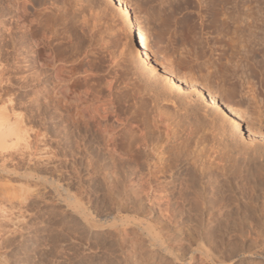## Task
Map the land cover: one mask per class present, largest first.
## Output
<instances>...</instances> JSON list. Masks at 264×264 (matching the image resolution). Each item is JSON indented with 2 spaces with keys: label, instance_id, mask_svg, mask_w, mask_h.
Wrapping results in <instances>:
<instances>
[{
  "label": "bare ground",
  "instance_id": "1",
  "mask_svg": "<svg viewBox=\"0 0 264 264\" xmlns=\"http://www.w3.org/2000/svg\"><path fill=\"white\" fill-rule=\"evenodd\" d=\"M55 1L56 0H0V94L3 93V94H7L6 96H8L7 99L5 98L6 100L0 99V101H2L3 103V106L2 107L0 106V156H2V158L1 157L0 158L4 160L3 162L1 161L2 164L0 166L1 167L0 172L3 171H4L3 173L9 172L8 168H10V167L7 168L6 165L7 162H5L7 161V159L9 161L10 157L6 159L7 156L4 154V157L6 156L4 158L2 153L3 152L5 153L7 150H9L12 146H14V144L18 143L19 140L22 139L21 141H23L26 139L24 134L25 131L27 132L28 129L24 127H25V120L29 118V117L27 118L26 116L29 115L30 118L33 120L29 122H33V123L35 122L36 125L42 126V128L43 126L46 127L48 129V131H46L47 134L50 135V137L56 143H61L66 147L67 149L66 152L68 157L104 158V159L130 158L129 159L130 161H128L130 162V165L128 163L130 167L127 165L128 167L126 169V171H128L129 169L128 174L122 175L120 173L121 178H119L120 175L116 173L118 174V176L116 177L117 179L119 178V180L116 179L115 180L119 181L117 182L119 183V185L117 184V187L120 186L119 189L115 188L116 181L114 180L115 181L114 188L117 191L115 190L116 191L115 192L114 189H113L114 192L111 189L110 190L113 192V195L114 193H122L120 192L123 190V187L121 188V186L122 183H125L122 177L123 176L127 177L128 175L129 178L127 177L128 178L127 180L129 182L127 183H129V187L127 185L128 197L126 198H128L130 206L137 211L141 209V212L143 210H145V212L146 210L151 211L156 207L161 214L160 218L158 216V219L157 218L154 219L153 217H150V213L152 211L151 212L149 211L150 213L149 212L147 213L149 217H147L146 216L147 214L143 212L144 213L143 216L145 217H143V220L137 219L139 222L134 221L133 220L134 218H132L133 221L129 220L128 216H124L125 218H119V216L117 218L116 217L111 218L114 219V221L115 219H117V222L119 220L122 224L124 223L123 224L124 226L125 224H129V226L130 224H133L137 229V232H139V234L143 235V237L145 238L146 244L142 240L144 242V244H142L143 246L142 248L140 245H137L138 242L136 246L132 244L134 248L133 249L131 248V250L134 251V254L136 253L139 255L141 253V249H143L142 251L146 250L145 255L150 256L149 258H151L152 255L160 254V255H164L165 259L166 257L169 258L172 263L175 262L179 264H193L194 262L196 263L195 260L197 258L199 264H208V263L209 264H264V230H263L264 219L261 220L260 215L257 214L258 213L257 211L260 210V206H263L264 209V141H262L261 146L259 145L256 146L255 144V141L257 140L255 138L256 131L253 128L249 127L248 126L249 124L245 125L244 124L245 119L242 117L243 115L242 114L240 115L239 114L240 112L237 113L232 108H230L228 104H226L222 100L223 97L220 98L219 94L216 93V91L212 89L211 86L209 87L207 83L199 82L195 78L192 79L191 76H185L180 72L178 73V71L173 66L163 65L164 63H162L159 60V58L156 55H154V53L152 52L149 46L150 44L148 45V42H146L147 40H145V36H143L142 33L139 31V28L137 26L138 21L135 20V17L133 15L134 14L133 10L129 7V4L127 2L128 0H110L109 4H106L107 10L109 9L108 11L110 15L111 13L113 14L112 17L114 16L116 17V19L120 18L119 22L121 23L119 25L121 26V28L119 27L118 28L121 29L120 34H122V37H124L126 41V43L124 41L123 46L128 50H133L132 52H134V55L138 56L141 59L144 65L148 67L147 69H149L150 73L151 72H153V74L160 73L158 74L159 78L161 76L164 80L163 82L164 84L161 83V85L157 87L155 94L154 93L152 94L153 98H151L150 96L151 94L149 96L147 95L148 93H146L147 91L145 92L144 86L138 85L139 87H136V89L133 90V94L131 93L130 99L132 98L131 96H134V99L135 98L141 99L143 100V102H141L137 107H135V109L132 112L133 114L131 116H129V113L128 116L125 115V111L126 110L129 111V108H132L130 106H134V104L131 105L126 104V102H128L126 101V99L128 98L124 100L123 99L124 96L121 97V94L118 93L117 95L114 92V86L116 83L114 82L115 80L113 81L112 75L111 78L106 79L107 74L106 75L100 74L102 80L101 83L104 82L105 87H104V93H101L102 89L100 91L98 89L99 92H97V90L96 91L93 90L95 88L92 85L91 87L93 89L90 88V86H88L89 84L87 85V82H90L88 81L87 76L88 74H90V72L93 73V71L90 70L91 67L90 69H88L89 67L86 68V65L89 66V62L86 61L88 63L86 64L81 58H79L80 59L79 61L77 60L78 58L77 59L75 58L73 59L74 62H72L71 58H73L72 55L74 54H72L73 52L71 51L72 52L70 54L71 58H69L68 53H70V51H67L70 50L72 47H70V49L64 47V49L59 50L58 48H54L52 46L51 41H52L53 33H51L48 29H46L47 27L45 25L43 26L41 25L42 23L40 21L41 18L39 17L40 18L39 19L38 16H40L39 14H42L41 12L50 9ZM66 1L67 0H62V2L66 4V5L64 4L65 8H67V10H70L69 12L70 15L72 16L71 18H74L76 14L83 12L84 9L80 10V8L76 7L78 6V3L81 2V0H72L69 2ZM198 1H202V0H198ZM234 1L235 0L233 1L203 0L202 3L200 2L201 7H203L204 10L203 17H206V21H207V22L202 21L203 24H200V26L202 27L201 29L202 30L206 29L207 31L210 29L211 32H215L217 35L220 34L226 35L227 33L230 32L229 34H232L235 37L234 39H232L233 37L231 36V39L229 40L231 41L236 40L237 41L235 43L236 45L237 43H240L239 41H241L242 37H244L245 40L244 44L248 43L245 45L249 47L248 53L250 54V56L249 55L248 56L251 59L257 61L259 65V69L262 70V72H264V49L261 50L259 49V46L256 47V45L259 44L258 39L260 38H257L258 32H256L259 28L258 27L259 25H255L256 24L255 22L258 19L255 15L254 10H252L255 7L253 6L254 8L252 9L250 8L249 13L246 11V13L248 14L244 17L239 12V9H237V4ZM236 1L237 3H239V0ZM231 2H234V5L232 4L233 8L231 7L232 10L227 12V6ZM94 5L96 4L87 3L85 7L87 8V10L92 12L94 19L93 23L88 24V21L84 19V17L82 16L81 20L78 22V25H75L76 30L83 33V35L90 40L95 39L96 33L99 31V28L103 26L102 25L103 22H101L100 20V17L102 16L99 15V11L98 12L93 11ZM247 10L249 11V9ZM171 11H172V6H171ZM170 12H167L169 14H166V16L172 13ZM105 14L108 13L105 12ZM105 14L103 17L106 18L107 15ZM249 17L252 20L250 21V23L248 21L247 24L248 28H247L245 19ZM202 19L203 18H201L200 20ZM77 20H75L73 23L74 24L77 23ZM179 21H180L179 24H181L180 25L181 29H183L184 32V35L182 36H184L185 39L189 38L190 40H192L194 36L191 38V34H193L196 31L195 22L197 20L195 21V18L187 16L186 18H183L182 21L179 19ZM252 22L254 23L253 26H252ZM251 26L253 27V29H251ZM193 35H195V33ZM101 37L99 38L100 40ZM127 44H129V47H126ZM233 46L235 45H232V47ZM240 48L237 49L240 50ZM76 49L74 47L72 48V50L74 51ZM80 51H78L77 49V52L75 53L76 54L84 53L83 51L82 52ZM248 53L246 52L245 54ZM259 57L262 58L259 60L258 59ZM11 62H13V64L16 65L14 67L15 69L13 70L16 71V74L18 75L17 77L18 78L17 83L19 86L18 88H20L23 93H29L32 95V98L30 101H28V104L22 107L24 108V110H26L27 106L31 108L30 109L31 113L30 114L28 113V115L26 116L23 115V113L22 114L15 113L13 109L15 106V101L11 96L14 95L9 90V85H10L9 77H7V75L5 76L4 73L5 70L7 71V69L4 68L5 66L7 67V65H9L13 67L12 65H10ZM252 64L254 65V63ZM128 81L126 82L125 86L130 85V84L128 85ZM234 83L237 84V82ZM118 86L119 84L117 85V87ZM173 89H179V91H182L184 98L186 97L191 99L193 95H196L197 100L205 102L206 107L213 109L214 111H216L217 114L220 115L219 117L221 118V121L218 124L219 125L218 129L220 131L218 130L217 133H219L221 139H223L227 145L229 144L233 145L235 142L234 139L235 140L239 139L242 141L243 146L238 147L239 148V149L237 148L238 152L236 151L237 153L240 154V157L238 158V156L236 155L237 158L233 159L232 164L229 161L230 163L229 168L226 167L225 165L226 162H224L226 161L225 160L226 158H229V153L228 155H225L227 153L224 154L221 153L218 149L215 150V148L218 145L216 147H214L215 145L212 146L213 153H217V155L214 157L215 159L211 161L209 160L208 162L206 161L207 163L205 164L202 162L203 164L200 167L196 165L195 162L188 160L187 157L182 156L183 154L179 155V153L177 152H176L177 154L175 153L176 155H173L174 154L173 152H172L173 154H171V151H173L176 148V146L175 148L173 146L172 149H170L171 151L169 152V154L173 155V156L170 155L171 158H174L173 160L171 159L172 160L171 162H166L165 160L166 163H160V161L158 162V159L156 160V158H162V159L165 158L163 157L165 153L162 155V153L164 152L162 151L163 148H161L163 144H161L162 142H159L160 139L158 138L159 136L155 135L156 133H158L161 129H164L165 137L169 139V141L175 142L177 140V139H173L174 135L170 134L171 133L170 131L174 129V126H171L173 116L164 113L165 111H162V108H160L161 106H159V102L161 103L163 102V100L169 101L171 104L176 103V98L172 94ZM130 90H132V88ZM113 92L116 95H114ZM144 98L149 99V102L153 104L150 105H152V108L155 109V114H153L154 112L151 113L152 110H149V112L153 114V115L150 114L152 116L151 120H149L148 117L149 114L145 112L146 108L144 106L145 105L144 101L146 99ZM29 108L27 110H29ZM178 109L180 108H178L177 106L176 109H174L173 111H177ZM128 111H126V113ZM146 113L148 115H146ZM194 114L196 115V112ZM187 123H189L188 125L189 130L185 129L186 136L196 135L198 131H200L199 129L202 130L205 129L203 126H202L203 128L200 127L201 124L200 125L198 124L199 126L195 127L193 126V124H191V122L187 121ZM205 125L207 126V124H204V126ZM206 130L208 131V128ZM193 137L195 138V136ZM11 154L9 153V156H12ZM169 154H167V157H169ZM198 156L199 154L196 155V157ZM233 156L235 157V155ZM140 158H141V162H140ZM258 158H263V160L257 161ZM12 162H14V160ZM120 169L123 170V166ZM116 170L118 171V169ZM228 170L230 171L229 173ZM21 173H23V171ZM139 173L141 175H139ZM17 174H18L17 176H19L20 178L21 177L26 178V176L30 177V174L28 173H27L28 175L25 173L20 174L22 176H20L19 173ZM23 175L25 177H23ZM120 180L121 182L122 181L124 182L120 183ZM59 187L60 186H58V188ZM28 188L30 187L28 186ZM125 189L127 190V188H125L124 185V190ZM124 190L122 194H124ZM69 193L70 191L68 192V195L65 198L66 200L69 199L68 201L70 204L73 201L75 202L76 200H74V197L72 196L73 201L71 202L69 198ZM116 195L118 196L120 194H115L114 196L116 197ZM114 196H112V198H115ZM117 198L119 199V197ZM56 199L57 198H55V200ZM124 199L122 200L125 201L126 199L125 200ZM77 202L78 201H76V203ZM129 203H125V204H129ZM78 204L81 205V203ZM119 204L117 205L119 206ZM74 208L76 211L75 206ZM81 209L83 208L80 207L78 209V211L80 210L79 211L80 214H81ZM115 209L116 211L113 210V212L115 211L114 212L115 214H119L121 211L125 212L126 210L125 207L124 208L118 207ZM263 209L261 207V210ZM83 211L85 212V210ZM130 211L132 210L130 209ZM262 213H264V210L262 211ZM261 215L264 216V214ZM83 218L86 219V216ZM94 222H92V224ZM108 223H111V221ZM159 223H168L167 226L169 224L176 226L178 228V232H177L178 234H176L174 238L173 236L170 237L169 235L164 234L161 228L158 226ZM162 225H164L163 227L165 228V224ZM120 229L122 230V228ZM117 234L118 233H116V235ZM121 237L122 236H120V238ZM175 237H177L178 240H175ZM181 241H183V243L185 242L184 245L180 244ZM143 242H139V244ZM203 242H212V244H210L209 246H205ZM146 245H147V249H145ZM135 247H138L139 250ZM128 250H130V248ZM128 250L126 251V253H128ZM123 252L124 253L120 259L123 260L122 261L123 263L121 264H136L137 260H139L136 256L135 257L137 259L134 256L131 257L128 256L125 253V251ZM143 255L144 254H142V256ZM145 255L143 256L144 258ZM140 256L138 257L141 258ZM144 258L142 259V261L145 260ZM32 260L33 258L31 256L23 252L22 254L19 253L18 255L15 256L9 255L2 257L0 262L1 264H34L35 261L33 262ZM147 260L148 262L149 260L152 261V259H148V258Z\"/></svg>",
  "mask_w": 264,
  "mask_h": 264
},
{
  "label": "rangeland",
  "instance_id": "2",
  "mask_svg": "<svg viewBox=\"0 0 264 264\" xmlns=\"http://www.w3.org/2000/svg\"><path fill=\"white\" fill-rule=\"evenodd\" d=\"M56 1L54 2V4L52 5L50 9H47L41 12L42 14H39L40 16H38V18L40 17L42 19L41 20L39 18L40 21L42 22L41 25L42 26L45 25L47 27L46 29H48L51 33H53L52 41H51L52 46L54 48H58L59 50L64 49V47L65 48L67 47L69 49L70 47L72 48L74 47L75 49L77 48L78 51L81 50L80 52L82 51L84 52L82 54H76L75 52H77V49L75 51L72 50V48L70 50L66 49L67 51H70V53H68L69 58H71L70 54L72 52H73L72 54H74L72 55L73 57L71 58L72 60L69 59L72 62H74L73 59L75 58L76 59L78 58L77 59L78 61L80 60L79 58H81L86 64H88L87 62H89V66L86 65V68L89 67L88 69H90L91 67L90 70H92L93 73L90 72L91 75L88 74L87 79L90 82H87V85L89 84L88 86H90V88H92L91 87L92 85L95 88V89L93 88L92 89L95 91L97 90V92H99L102 89L101 93H104L105 83L104 82L101 83L102 80H101L100 74H105V75L107 74L106 79L111 78L113 76V81L115 80L114 82L116 83L114 86V92L117 95L118 93L121 94V97L124 96L123 97L124 100L128 98L126 99V101H128L126 102V104H129V105L134 104V106H130L132 108H129V111L126 110L128 111L127 113L125 111V115L128 116V113H129V116H131L133 114L132 112L135 109V107H137L141 102H143V100L141 99L135 98L136 99L135 100L134 96H131L132 98L130 99V95L131 93L133 94V90L136 89V87H139L140 85H142L144 86L145 92L147 91L146 92L148 93L147 95L149 96L151 94L150 96L151 98H153L152 94L153 93L155 94L157 87H159L161 83L164 82L161 76L159 78L158 74L160 73L153 74V72H151L152 73L151 74L149 69H147L148 67L144 65L141 59L138 56L134 55V52H132L133 50H128L123 46L125 39L124 37H122V34H120L121 33L120 32L121 29H119L121 28V26L119 25L121 23L119 22L120 18L116 19V17L114 16L112 17L113 14L111 13L110 15L108 11L109 9L107 10L106 4H109L110 0L109 1L108 0H96V1L95 0H81V2H79L78 6L76 7L80 8V10L82 9L84 10L83 12L76 14L74 18H71L72 16L70 15V12H69L70 10H67V8H65L66 4L63 3L62 0H56ZM69 1H72V0H67L66 2H69ZM197 1L198 0H128L127 2L129 4V7L133 10V13H134L133 15L135 17V20L138 21L136 22L138 24L137 26L139 28V31L142 33L143 36H145V40H147L146 42H148V45L150 44L149 46L152 52L154 53V55H156L159 58V60L162 63H164L163 65L173 66L178 71V73L180 72L185 76H191L192 79L195 78L197 81L205 82L207 83L209 87L211 86L212 89H214L216 93L219 94L220 98L223 97L222 100L226 104H228L230 108H232L237 113L240 112L239 113L240 115L241 114L243 115L242 117L245 119L244 124L245 125L249 124L248 126L253 128L256 131V134H255L256 135L255 138L257 139V140L255 139L256 146L258 145L261 146L262 141H264V72H262V70L259 69V65L257 61L249 57L250 56V54L248 53L249 47L245 45L248 43L244 44L245 42L244 37H242L241 41H239L242 45L240 43H237L236 45L235 44L237 42L236 40L235 41L232 40L234 44L231 40H229L231 39V36L233 37L232 39H234L235 37L234 35L229 34L230 32L227 33L226 35H221V34L217 35L215 32H211L210 29L208 30L210 33L206 29H203V30L201 29L202 27L200 26V24H203V22H207V21H206V17H203L204 10L200 4V2L202 3L203 0L198 1V2ZM241 1L239 0V3H237V1L235 0L234 2H236L237 9H239V12L244 17L250 12V8L252 9L255 7L254 9H252L254 10L255 15L258 19L255 22L256 23L255 25H259L258 27L261 28V29L258 28V30L256 31L258 32L257 38H260L258 39L259 40L258 42L259 44L261 43L260 45L259 44L256 45V47L259 46V49L262 50L264 49L263 47L264 46V36H263L264 35V0H241ZM93 2L96 4L93 6V11L95 12L99 11V15L102 16L100 17V20L101 22H103L102 24L103 26L99 28V31L96 33L95 39L90 40L86 38L83 35V33L76 30L75 25H78V22L81 20L82 16L84 17V19L88 21V24L93 23L94 19H93L92 12L87 10V8H85L87 3L94 4ZM234 2H231L228 4L227 12L232 10L233 8L232 4L234 5ZM250 2H251V5H250ZM170 5L172 6V11L174 10L173 11L174 13L171 11ZM247 9H249V11ZM246 11L248 13H246ZM105 12L108 14H105ZM167 12L171 13L170 15H167L168 17L166 16V14H169ZM104 14L107 15L106 18L108 20L105 17H103ZM185 16L186 17L190 16V17L195 18V21L197 20L195 22V30H196L194 32L195 35H193L194 34L193 32H192L193 34H191V38L194 36L192 40H190L189 38L185 39L184 36H182L184 35V32H183V29H181V26H180L181 24H179L180 22L179 19L182 21L183 18H186ZM201 18L203 19L200 20ZM75 20H77V23L74 24L73 22ZM245 20H246L245 21L246 27L248 28V25H247L248 21L250 23L252 19L249 17V18H246ZM253 24L254 23L252 22V26ZM252 26H251V29H253ZM100 37H101V40L99 39ZM231 44L235 46L232 47ZM243 45H244V48H243ZM126 47H129V44H127ZM237 48H240V50ZM95 49H96V52H95ZM244 52L245 53L247 52L248 54H245ZM261 58L262 57H259L258 59L260 60ZM252 60L255 61L256 63L253 62ZM252 63H254V65ZM10 65H12L13 67L9 65H7V67L5 66L4 68H6L7 71L5 70L4 73H5V76L7 75V77H9V84H10L9 90L14 95V96H11L13 97V100L15 101V106L13 109L15 113H20V114L23 113V115L26 116L28 115V113L29 114L31 113L30 112L31 108L27 106L26 110H24V108L22 107L28 104V101L31 100L32 95L29 93H23L21 89L18 88L19 87L17 83L18 75L16 74V71L13 70L15 69L14 67L16 65H14L13 62H11ZM186 72L188 75L186 74ZM127 81H128V85L130 84L129 86H125ZM234 82H237V84ZM118 84L119 86L117 87ZM129 88L130 89L132 88V90H130ZM115 93L114 95H116ZM172 94L176 98L175 104H171L169 101L163 100V102L161 103L159 102V106H161L160 108H162V111H165L164 113H166L167 115L169 114L173 116L171 126H174V129L170 131L171 132L170 134L174 135L173 139H177V140L175 142L169 141V139L165 137L164 129H161L158 133H156L155 135L159 136L158 137L160 139L159 142H162L161 144H163L161 147L163 148V150L162 149L161 150L164 151L162 155L165 153L164 154L165 156L163 155V157L165 158L163 159L156 158V160L158 159V162L160 161V163L171 162L174 159V158H171V156L179 153V155L183 154L182 156L187 157L188 160L195 162V164L200 167L203 163L205 164L209 160L211 161L215 159L214 157L217 155V153H213L212 146L215 145L214 147H216L218 145L215 148V150L218 149L221 153H224V154L227 153L225 155H228L229 153V158H226V159L224 158L226 160L224 161L226 162L225 165L227 168H229L230 163L232 164L233 162V159L237 158L236 155L238 156V158L240 157V154L237 153L238 152L237 148L243 146L242 141L239 139H236V140L234 139L236 143L234 142L233 145L229 144L230 146L227 145L225 141L221 139V136L219 135V133H217L219 130L218 124L221 121V118L219 117L220 115L217 114L216 111H214L213 109L206 107L205 102L197 100L196 95L192 96V98L196 96L193 99L192 98L189 99L186 97L184 98L182 91H179V89H173ZM6 95L7 94L1 93L0 99L6 100L8 98V96ZM144 104L146 108L145 112H147L149 115L153 112H154L153 114H155V109L152 108L153 104L149 102V99H146L144 101ZM190 104L191 105L193 104V105L191 106ZM176 105L180 109H178L177 111H173L174 109H176L177 107ZM0 106L1 107L3 106L2 101H0ZM28 108L29 110H27ZM149 110H152L151 113L149 112ZM195 112L197 116L194 114ZM147 113L146 115H148ZM149 115H148L149 120H151L152 116L151 115L149 116ZM26 117L27 118L29 117L27 120H25V127H24L28 129L27 132L25 131V134H24L26 139L23 141H21L22 139L19 140L18 143L14 144V146L10 148L11 150L9 149L5 153L4 152L2 153L3 157H4V154L7 156V157L5 156L6 159L10 157L9 161L8 159L7 161H5L7 162V164L4 162L7 165V168L8 167L10 168H8L9 172H6V173H3L4 171L0 172V178H1L0 179V243H1L0 244V261L2 257L9 256V255L15 256V255H18L19 253L22 254L24 252L25 254L33 258L32 261L33 262L35 261L34 264H99V263L101 264H121L123 263L122 262L123 260H120L121 256L124 253L123 251H125L126 253V251L130 248V250H128V253L126 254L130 257L136 256L139 259L137 260L136 264H142V263L143 264L145 263L147 264L148 263L149 264H179L175 262L172 263L169 258L166 257L165 259V256L160 255V254L152 255L151 258H149L150 256L145 255L146 250L142 251L143 249H141L143 247L142 244H144V242L146 244L145 238L143 237V235L137 232V229L135 228V226L133 224H130V226L129 224H125L124 226L123 225L124 223L122 224L119 220L117 222V219H115V221L114 219H111L115 217L117 218L118 216L119 218H125L124 216H128L129 220H132V218H134L133 219L134 221L139 222L138 221L139 219L143 220V217H145L143 216L144 213L147 214L150 211V210L148 211L146 210L145 212V210H143L141 212V209H139L140 211L139 210L137 211L130 206L128 198H126L128 197L127 191L129 187V183H127L129 182L127 180L129 178L128 175H127L128 178L126 176H123L124 178L122 177L125 183H122L124 181L121 182L122 179L120 180V183H122L121 188L123 187V190H124V185H125V188H127V190L126 189L124 190V194H122L123 190L121 189L122 191L120 192L122 193H114V195L115 194H120V195L118 196L116 195V197L113 195V192L116 190L115 188L119 189L120 187V186L117 187V184L119 185V183L117 182L119 181H116V180H119V178H121V174L122 175L128 174L129 169L128 171H126V169L130 165V162H128L130 161L129 160L130 158H105L104 159V158H71V157H68L67 152H66L67 151L66 147L61 143H56L50 137V135L47 134L46 131H48V129L46 127L43 126L42 128V126L36 125L35 122L34 123L29 122V121H33L29 115ZM187 121L191 122V124H193V126L195 127L196 126L198 127L201 124L200 127L203 126L205 129L204 130L199 129L200 131H198L196 135L186 136L185 129L189 130L188 128L189 123H187ZM210 121L213 123H211ZM208 123L211 125H209ZM204 124H207V126L206 125L204 126ZM207 128H208V131L206 130ZM213 134L216 137H214ZM193 136H195L196 139ZM237 144L240 146H238ZM173 146L174 148L176 146V148L174 149L175 151L170 150L172 149ZM18 148L20 149V151ZM170 151H171V154L173 153L174 154L173 155L169 154ZM179 151L182 153H180ZM9 153L12 156H9ZM167 154H169L170 158L167 157ZM197 154H199L198 157H196ZM233 155H235V157ZM0 157L2 158V156ZM1 158H0V166L2 162L4 161ZM181 159H184V158H181ZM13 160L14 162H12ZM258 160H263V158H258L257 161ZM16 162L18 163V165ZM140 162H141V158H140ZM11 164L13 165V168ZM122 166H123V170L120 169L122 168ZM12 169H15L16 172L15 170H12ZM116 169H118V171ZM22 171L25 174L27 173L30 174V177L33 176L31 177L32 179L29 176H26V178L29 177L27 178L28 180L26 178H22V177L20 178L19 176H17L18 175L17 173H19V175L23 174L21 173ZM229 172L230 171L228 170V173ZM116 173L120 175L118 179L116 177L118 176V174ZM140 173L139 175H141ZM38 176L41 178H39ZM23 177L25 176L23 175ZM51 179L53 180V182ZM114 180L116 181V187L114 184L115 182ZM20 183L22 184V186ZM56 185L60 187L58 188V186ZM109 185L113 188H111ZM24 186H27V187H24ZM28 186L32 188L30 189L28 188ZM63 189L67 191L65 192ZM110 189L112 191L114 189V191L112 192ZM69 191H70L69 193L70 201L72 202L73 197H74V200L78 201L77 203L76 201L75 202L73 201L72 203L69 204V201H68L69 199L67 198L68 200H66L65 197H67ZM79 191H82V192H79ZM58 194L59 196L62 194L61 195L62 197L61 196L59 197ZM111 195L114 196L115 198H112ZM117 197H119V199L121 200L123 204L125 203H129V204L123 205ZM55 198L57 199L55 200ZM122 199H124L125 201H123ZM78 203H81V205H79ZM108 204H111L112 206ZM115 204L116 205L119 204V206L118 205L117 206L120 208L125 207L126 208V210L124 209L125 212L121 211L119 214H115L114 213L116 211L115 208H118ZM74 206L76 207V211H75ZM77 207L83 208L81 209V214L79 212L80 210L78 211L79 208ZM261 207L263 209V206H260V210L257 211L258 212L257 214L260 215V219L262 220L264 219V216L261 214H264L262 213L264 209L261 210ZM155 208L151 210L152 212L150 211L151 213L149 212L150 217H153L154 219L156 218L158 219V216L160 218L161 214H160V211L157 208L156 209ZM130 209L132 211H130ZM83 210H85V212ZM113 210L115 211L113 212ZM107 214H110V215H107ZM82 215L83 217L86 216V219L87 218L88 219L86 220L85 218L82 217ZM146 216L149 217L148 214ZM92 220H94L95 222ZM109 220L111 221V223H108L110 222ZM92 222H94L93 223L94 225L92 224ZM105 223H108V224H105ZM162 224H165V228L163 227L164 225ZM167 224L168 223H159L158 226L161 228L164 234L169 235L170 237L173 236L174 238V236L178 234L177 233L178 228L172 224H169L167 226ZM120 228H122L123 231ZM135 229H136V232H135ZM116 233L118 234L116 235ZM134 233H136L138 236ZM120 236H122L123 238L121 237L122 238L121 239ZM176 238L177 237H175V240H178V238L177 239ZM139 242H143V243L139 244ZM42 243H43V246H42ZM184 243L183 241H181L180 244L184 245ZM132 244H134V246H136V244L141 246L140 248L141 253L145 255V258L143 257L144 255L142 256L140 252L139 253L141 254V256L140 254L139 255L136 253L134 254V251L131 250V248L132 249L134 248ZM203 244H205V246H209L210 244H212V242H203ZM135 248L139 250L138 247H135ZM145 249H147V245ZM138 256H140L141 258H139ZM142 257L145 260L142 261L143 259ZM147 258L152 259V261L149 260L148 262ZM197 259L195 260L196 263H198ZM196 263L194 262L193 264H196Z\"/></svg>",
  "mask_w": 264,
  "mask_h": 264
}]
</instances>
